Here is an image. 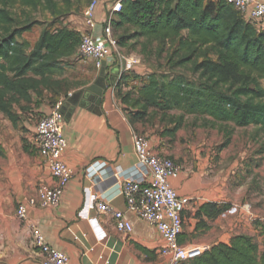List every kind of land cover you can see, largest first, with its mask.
Wrapping results in <instances>:
<instances>
[{
    "label": "crops",
    "instance_id": "1",
    "mask_svg": "<svg viewBox=\"0 0 264 264\" xmlns=\"http://www.w3.org/2000/svg\"><path fill=\"white\" fill-rule=\"evenodd\" d=\"M72 1L73 4L63 12L64 15L70 10L71 25H60L51 30L66 27L79 32L81 36L88 31L94 35L100 34L110 0H99L95 11L96 25L93 28L86 24L83 15L91 0L81 5L78 4L80 0ZM60 4L63 6L62 2ZM59 15L55 14L56 17ZM43 29L44 26L28 52L34 47ZM65 62L72 65L70 70ZM115 64L118 65L117 68H113ZM99 69L96 67L98 72H95L94 78L89 82L85 77L87 72L82 61L76 54L63 58L61 68L51 73V84L46 87L50 89L58 86L60 80L67 78L74 79L73 85L57 93L49 108L40 106V110L30 115V123L22 120L26 132L21 129L19 120L15 127L0 111V148L3 153L0 154V264H42L44 254L33 241L35 228L43 233L54 249L68 255L69 264H168L169 258L160 253L164 240L159 231L134 214L126 212V202L122 196L115 197L112 205L126 212L134 227L131 233L118 231L110 214L101 213L97 209H90L89 212L85 210L86 189L93 186L86 174V166L93 162L104 163L106 166L103 173L131 168L136 160L133 133L143 134L134 129L113 99L116 87L111 86L110 81L116 71L121 72L120 64L115 60L107 61L109 74L106 83L109 87L102 104L98 105L86 96L85 89L98 77ZM46 87L42 86L39 93ZM34 95L40 101L41 95L33 92L32 100ZM59 102L64 116V135L68 142L64 160L75 169L76 175L66 188L59 205H31L28 200L37 197V187L40 184H55L44 157L34 145L33 135L38 121ZM143 135L149 138L154 152L169 155V146H157L148 132ZM171 184L180 196L191 200V208L220 201L215 194L197 192L195 173L185 169V166L182 167L179 178L172 179ZM110 185L108 182L101 186L106 189ZM93 189L95 190L94 187ZM106 193V196H112L114 191L111 188ZM20 204L26 205V220L17 216ZM202 214L198 215L192 210L189 215L187 210L184 211L181 244L199 246L206 250L220 242L229 243L236 234L246 233L233 230L232 222L223 224L221 220L214 218L200 226L201 219L205 220ZM214 224L222 226L217 229Z\"/></svg>",
    "mask_w": 264,
    "mask_h": 264
},
{
    "label": "trees",
    "instance_id": "2",
    "mask_svg": "<svg viewBox=\"0 0 264 264\" xmlns=\"http://www.w3.org/2000/svg\"><path fill=\"white\" fill-rule=\"evenodd\" d=\"M72 4V0H0V111L14 125L18 116L13 105L31 102L33 92L39 94L42 86H50L51 73L61 68L63 58L77 53L81 41L79 32L66 27L45 28L28 52V44L19 38L36 22L28 21L29 17L21 22L15 9L63 14ZM112 26L122 48L141 38L158 42L161 50L169 42V66L191 64L197 75L191 80L181 74H148L137 100L143 108L181 110L225 123L223 147L232 140L230 123L264 126V29L246 21L228 1L123 0ZM131 71L123 73L116 89ZM179 127L180 121L174 130ZM227 209L207 202L197 213L212 219ZM256 228L264 244V222H257ZM177 264H264V248L255 236L239 233L229 243L212 245Z\"/></svg>",
    "mask_w": 264,
    "mask_h": 264
},
{
    "label": "rangeland",
    "instance_id": "3",
    "mask_svg": "<svg viewBox=\"0 0 264 264\" xmlns=\"http://www.w3.org/2000/svg\"><path fill=\"white\" fill-rule=\"evenodd\" d=\"M86 1L89 0H80L78 4L81 5ZM15 11L21 22H24L27 17H29L28 21L36 22L30 31L19 38V41L28 44V48H31V44L36 40L43 26L55 28L60 25H71L70 10L57 17L50 12L22 9L19 6ZM24 11H27L28 16L24 15ZM126 31L131 32V30ZM161 47L162 45L156 41L146 42L141 38L131 40L126 47L121 48L125 54L139 55L140 63L129 72L130 75L123 86L115 89L114 101L134 129L143 134L150 133L149 136L153 137L157 146H169L170 152L167 156H171L182 167L185 166V169L188 168L190 172L195 173L197 192L215 194V197L220 200L216 202L217 204L228 206V209L214 220L219 219L223 224L232 222L233 230L252 233L264 248L263 236L256 228L257 222H264V126L239 127L230 123L229 126L234 129L232 140L228 146L223 147L225 123L199 114H184L181 110L143 108L137 100L148 74H181L191 80L197 76L191 64L172 69L168 63L170 43L166 42L163 50ZM80 60L87 72L85 77L90 82L98 71L92 60L86 58ZM68 65L70 70L72 65ZM117 67V64L113 66V68ZM120 75L117 71L112 75L111 86L116 85ZM67 79L60 80L61 83L58 86L42 89L39 93L40 101L34 95L31 102L23 101L13 105L12 110L18 116L24 132L26 130L22 120L29 122L30 115L40 110V106L48 108L52 106L55 95L73 85L74 79ZM261 83L264 86V79ZM5 117L9 119L6 115ZM179 121L180 127L174 130V126ZM24 141H26L25 138ZM190 202L191 200L188 199L186 210L189 215L192 210L197 213L199 209L194 206L191 208ZM202 216L205 220L201 219L200 226L211 219L204 213ZM213 226L219 229L222 225L214 224Z\"/></svg>",
    "mask_w": 264,
    "mask_h": 264
},
{
    "label": "built area",
    "instance_id": "4",
    "mask_svg": "<svg viewBox=\"0 0 264 264\" xmlns=\"http://www.w3.org/2000/svg\"><path fill=\"white\" fill-rule=\"evenodd\" d=\"M226 1L231 3L246 21L254 23L259 30L264 29V0ZM122 3L123 0H110L107 3L102 32L98 35L91 31L82 34L76 53L79 59L92 60L98 69L103 59L115 60L120 64L121 77L140 63L139 55L125 54L122 51L113 31L112 21L121 11ZM98 4L99 0H91L83 11L85 22L91 28L96 25L95 11ZM33 142L39 154L44 157L55 184H40L37 187V197L30 198L28 203L44 207L57 206L76 175L75 169L64 160L68 142L64 135L61 102L55 104L52 110L38 121ZM133 148L136 160L129 169L103 173L106 166L104 163L93 162L86 166V174L92 180L93 186L86 189L85 210L89 212L90 209H97L101 213L110 214L117 230L123 233H131L134 229L126 212L155 227L163 237L164 243L160 253L169 258L168 264H177L199 256L204 251L203 248L186 246L180 242L188 198L177 193L171 180L179 178L182 172L181 164L170 156L154 152L149 138L143 134L133 133ZM108 182L111 183L110 187L102 189L101 185ZM111 188L114 194L106 196L107 189ZM117 196L125 199L126 212L112 205ZM17 216L22 220L27 219L25 204L18 206ZM33 241L44 254L42 264H69L68 255L54 249L37 228L33 230Z\"/></svg>",
    "mask_w": 264,
    "mask_h": 264
},
{
    "label": "water",
    "instance_id": "5",
    "mask_svg": "<svg viewBox=\"0 0 264 264\" xmlns=\"http://www.w3.org/2000/svg\"><path fill=\"white\" fill-rule=\"evenodd\" d=\"M107 71V60L103 59L101 62V67L99 69V75L95 79V81L86 87V96L89 98L90 101L95 102L100 105L102 104L103 100L106 96V91L108 89V84L106 83L108 77ZM93 92V93H91Z\"/></svg>",
    "mask_w": 264,
    "mask_h": 264
}]
</instances>
